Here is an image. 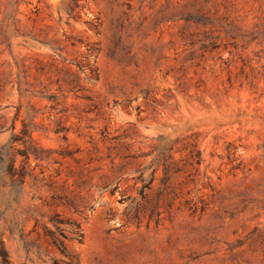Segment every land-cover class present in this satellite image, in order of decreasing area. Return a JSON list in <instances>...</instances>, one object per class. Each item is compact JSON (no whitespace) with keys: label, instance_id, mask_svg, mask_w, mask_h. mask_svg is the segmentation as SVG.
I'll list each match as a JSON object with an SVG mask.
<instances>
[{"label":"rangeland","instance_id":"374dc122","mask_svg":"<svg viewBox=\"0 0 264 264\" xmlns=\"http://www.w3.org/2000/svg\"><path fill=\"white\" fill-rule=\"evenodd\" d=\"M1 246L264 264V0H0Z\"/></svg>","mask_w":264,"mask_h":264},{"label":"trees","instance_id":"16d2710c","mask_svg":"<svg viewBox=\"0 0 264 264\" xmlns=\"http://www.w3.org/2000/svg\"><path fill=\"white\" fill-rule=\"evenodd\" d=\"M52 243L56 246L62 253L65 252V247L63 243L56 238H52ZM0 264H10L8 254L3 246L0 247Z\"/></svg>","mask_w":264,"mask_h":264}]
</instances>
